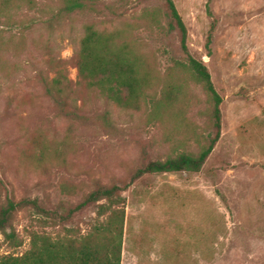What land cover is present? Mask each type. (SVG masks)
Returning a JSON list of instances; mask_svg holds the SVG:
<instances>
[{
  "label": "rangeland",
  "instance_id": "1",
  "mask_svg": "<svg viewBox=\"0 0 264 264\" xmlns=\"http://www.w3.org/2000/svg\"><path fill=\"white\" fill-rule=\"evenodd\" d=\"M62 1L12 0L0 13V70L12 71L0 81V209L9 198H38L66 217L97 186L117 185L126 188L121 264H264V0H173L190 53L205 62L222 96L221 137L200 171L134 181L139 168L174 153L175 142L197 151L211 105L191 75L171 69L184 57L179 34L162 37L149 28L146 10L171 21L165 0H97V11L50 25ZM88 24L112 34L115 48L142 57L152 78L148 91L164 101L161 121L106 102L80 83L76 55ZM53 57L67 62L85 123L68 117L37 77H53ZM107 112L116 133L100 127ZM66 183L80 187L76 195L65 193ZM102 219L91 204L52 232H87ZM34 220L31 210L16 211L12 226L23 245L11 247L0 232V253H24Z\"/></svg>",
  "mask_w": 264,
  "mask_h": 264
},
{
  "label": "trees",
  "instance_id": "2",
  "mask_svg": "<svg viewBox=\"0 0 264 264\" xmlns=\"http://www.w3.org/2000/svg\"><path fill=\"white\" fill-rule=\"evenodd\" d=\"M11 1L3 0L0 3V13L9 7ZM96 1L63 0L58 11L52 12L49 16L48 23L50 25L59 23L74 13L97 11ZM29 2L33 3V0ZM165 2L170 11L171 21L164 24L158 9L146 10V15L150 18L149 28L153 32L159 31L162 37H169L174 32L179 34V49L184 57L174 59L171 69L191 75L202 86L211 105L208 124L206 130L195 140L197 151L186 150L181 146V142H175L174 153L164 160L148 162L135 172L132 181L146 173L198 172L221 137L222 96L216 89L205 62L190 53L187 27L174 1ZM114 41L112 34L99 31L93 24L86 25L76 55L80 83L106 102L115 103L123 109L147 110L153 121H161L159 113L164 101L148 91L152 78L150 72L145 71L144 60L131 53L126 46L115 48ZM48 64L49 71L54 73L53 77L43 71L37 75L46 94L66 112L68 117L85 123L86 116L79 112L72 98V82L68 78L67 62L53 57ZM11 74L12 71L0 70V81ZM173 87L174 85H170V89ZM168 92L170 95L171 90ZM100 120L102 123L100 127L103 129L115 133L118 131L109 112L102 115ZM46 151V148L43 149L41 160L45 158ZM63 189L65 193L73 196L80 187L66 183L63 184ZM124 190L126 188L117 185H99L85 195L80 203L70 208L66 217L60 218L52 210H48L38 198L24 197L19 201L9 198L0 209V232L5 243L13 248L23 245V239L12 226L16 211L31 210L34 221L39 224L26 227L29 248L22 254L0 253V264H121L126 215L125 197L122 194ZM102 200L105 202H101ZM91 204L96 206L98 217H103L94 230L81 232L73 227H64V234L52 232V227L65 223L72 214ZM63 206L64 204L61 205Z\"/></svg>",
  "mask_w": 264,
  "mask_h": 264
}]
</instances>
